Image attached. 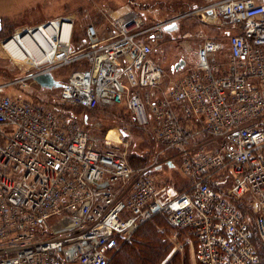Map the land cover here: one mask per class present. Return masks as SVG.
Returning <instances> with one entry per match:
<instances>
[{
  "label": "built area",
  "instance_id": "built-area-1",
  "mask_svg": "<svg viewBox=\"0 0 264 264\" xmlns=\"http://www.w3.org/2000/svg\"><path fill=\"white\" fill-rule=\"evenodd\" d=\"M194 11L224 27L225 61L213 60L221 39L205 38L166 86L152 43L173 19L145 23L129 12L104 35L91 24L76 51L69 18L20 31L69 21L68 49L0 89L81 63L56 79L60 101L124 106L181 156L188 183L163 195L151 165L133 168L114 148L96 147L75 113L2 93L0 128L11 132L0 129V264H108L156 215L194 239L202 264H264L253 243L256 234L264 245V0H204Z\"/></svg>",
  "mask_w": 264,
  "mask_h": 264
},
{
  "label": "rangeland",
  "instance_id": "rangeland-1",
  "mask_svg": "<svg viewBox=\"0 0 264 264\" xmlns=\"http://www.w3.org/2000/svg\"><path fill=\"white\" fill-rule=\"evenodd\" d=\"M203 1L0 0V84L21 78L37 68L32 63L14 61L15 59L11 54L9 55L2 44L4 39L13 36L14 32L34 28L49 19L58 17L72 20L69 45L73 51L86 45L85 29L88 25H94L95 30L104 35L111 20L122 14L134 12L145 23L173 19L166 25L172 27L166 30L167 33L163 39L152 43V56L165 71L160 86H166L167 82L181 74V71H175L172 67L180 59L185 61L183 68L187 63L195 60L197 45L205 38L221 39L224 44L223 49L213 56V60L216 63H224L228 50L224 27L219 23H208L202 20V17L194 11ZM44 65L40 67H45ZM79 65L81 63L64 65L53 69L52 73L62 82L67 74ZM4 90L5 93L16 94L32 102L43 103L64 114L75 113L83 128L91 135V140L96 147L114 148L119 154L124 155L133 168L151 165L149 174L157 179L163 195L180 192L188 183L180 169L181 156L174 148L168 149L163 142L154 139L150 126L143 127L132 121V116L124 106H97L94 109L73 106L60 101L59 87H42L33 79L10 84ZM0 129L10 135L11 128L2 125ZM154 165L156 167H153ZM56 217L57 215H53L48 218L50 226ZM150 225L158 232H162L167 244L170 245L168 255L160 264H164L168 257L171 256V259L175 254L179 257L178 264H202L196 258L194 239L188 234H180L184 232H175L167 219L161 215L144 222L134 231V235H137L144 226Z\"/></svg>",
  "mask_w": 264,
  "mask_h": 264
},
{
  "label": "bare ground",
  "instance_id": "bare-ground-1",
  "mask_svg": "<svg viewBox=\"0 0 264 264\" xmlns=\"http://www.w3.org/2000/svg\"><path fill=\"white\" fill-rule=\"evenodd\" d=\"M58 30V42L53 41L51 35ZM29 33H20V30L14 32V35L8 40L3 41L4 47L9 55L15 59L14 61H22L29 64H38L45 61H53L58 51H66L68 49V39L70 33V22L64 21L61 24L54 22L52 24L40 26L37 29H30ZM47 43H46V42ZM41 44L42 48H38ZM8 55V54H7Z\"/></svg>",
  "mask_w": 264,
  "mask_h": 264
},
{
  "label": "trees",
  "instance_id": "trees-1",
  "mask_svg": "<svg viewBox=\"0 0 264 264\" xmlns=\"http://www.w3.org/2000/svg\"><path fill=\"white\" fill-rule=\"evenodd\" d=\"M98 106L104 107V105ZM218 189L221 190V188ZM134 234L135 233H133L131 238L122 244L120 250L114 254L108 264H112V262L113 264H160L161 261L166 258L170 251V245L167 244L162 232H158L155 227L150 225L144 226L137 235ZM253 243L257 247L259 256L264 262V245L260 242L256 234L253 235ZM170 257L166 259L164 264L179 263V257L177 254L171 259Z\"/></svg>",
  "mask_w": 264,
  "mask_h": 264
},
{
  "label": "water",
  "instance_id": "water-1",
  "mask_svg": "<svg viewBox=\"0 0 264 264\" xmlns=\"http://www.w3.org/2000/svg\"><path fill=\"white\" fill-rule=\"evenodd\" d=\"M1 27V26H0ZM172 27L171 25L165 26V30H170L169 28ZM10 37H7L4 39V41L8 40ZM185 61L183 59H180L178 62H176L173 66L174 69H180L184 65ZM33 79L42 87H59L60 82L56 80L54 75L50 70H44L33 74Z\"/></svg>",
  "mask_w": 264,
  "mask_h": 264
},
{
  "label": "crops",
  "instance_id": "crops-1",
  "mask_svg": "<svg viewBox=\"0 0 264 264\" xmlns=\"http://www.w3.org/2000/svg\"><path fill=\"white\" fill-rule=\"evenodd\" d=\"M5 89V88H4ZM4 89H0V94H2V93H5V90ZM9 90H10V88H8ZM2 90V91H1ZM10 92H11V90H10ZM8 94V93H7ZM14 95H16V94H14Z\"/></svg>",
  "mask_w": 264,
  "mask_h": 264
}]
</instances>
